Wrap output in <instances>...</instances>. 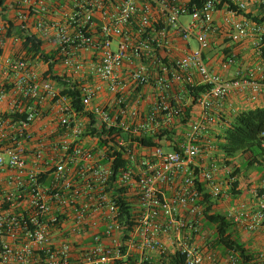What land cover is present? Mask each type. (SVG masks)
I'll return each instance as SVG.
<instances>
[{
	"label": "built area",
	"instance_id": "1",
	"mask_svg": "<svg viewBox=\"0 0 264 264\" xmlns=\"http://www.w3.org/2000/svg\"><path fill=\"white\" fill-rule=\"evenodd\" d=\"M13 2L12 29L54 44L60 63L55 81L41 61L4 54L20 39L0 24V264L131 255L132 264L168 255L174 264H239L201 233L207 202L230 198L209 133L232 95L264 101V0ZM175 38L186 45L179 55ZM229 45L256 61L238 65ZM214 51L221 70L235 66L231 77L211 68ZM199 85L206 89L193 99L189 88ZM68 90L78 91L80 111ZM166 128L177 129L178 150L136 141ZM251 190L254 209L224 214L247 233L264 230V177Z\"/></svg>",
	"mask_w": 264,
	"mask_h": 264
},
{
	"label": "trees",
	"instance_id": "2",
	"mask_svg": "<svg viewBox=\"0 0 264 264\" xmlns=\"http://www.w3.org/2000/svg\"><path fill=\"white\" fill-rule=\"evenodd\" d=\"M5 1L6 0H0L1 9H4L3 4ZM246 16L250 17V14H246ZM2 18L9 26L6 31L7 36L9 37L10 34L13 33L20 39L19 46H17L18 51L15 53V56L41 61L46 65L43 75L45 77L50 75L53 80L59 81V77L56 74V66L60 63L59 49L53 48L50 52H46L43 48L44 42L35 34L29 33L25 29H12L14 27V22L7 19L6 15H2ZM251 19L258 21V19L254 17H251ZM262 51L261 57L264 58V48ZM189 89L191 97L195 99L205 91L206 86L199 85ZM67 92L71 97L72 106L76 111H80L81 107L76 99L78 91L68 90ZM192 103L194 102H191V105L186 108L181 115L182 127L187 124L190 118ZM214 125L217 127L216 132L215 127L212 128L209 133L214 140V157L222 169L226 167L229 170L228 175L225 177V193L232 198H237L242 194V190L239 188V169L234 163L231 164L234 158L240 157L241 159H245L247 166H261V174L264 177V148L262 147V143L264 142V106H255L243 110L231 106L226 109L225 106L223 111L218 114L217 121ZM107 133H109L108 137L112 138V132ZM178 135L177 129L166 128L158 130L153 135L146 136L143 140L142 137H137L136 141L141 142L148 148L160 146L163 147V149L178 150ZM104 144H106V140L99 136L98 145L101 146ZM199 144L202 148L205 147L204 142H200ZM119 162L122 164V160L118 158L117 162L112 165V168L117 167ZM222 169H220V171ZM222 174L224 175L223 172ZM205 197L207 198V196ZM216 206L217 202L208 201L204 210V221L213 228V233L209 240L211 246L214 249L222 250L224 254H226L227 251L236 253L238 255L239 264H264V258L261 256L264 247L262 252H254L251 250L245 242L233 234L237 228L225 217L223 212L215 211V208H217ZM219 254L224 256L222 253ZM133 261L134 256L131 255L128 256L126 260H117L114 264H132ZM157 262L159 264H174L175 259L168 255V258L165 260L158 258Z\"/></svg>",
	"mask_w": 264,
	"mask_h": 264
},
{
	"label": "crops",
	"instance_id": "3",
	"mask_svg": "<svg viewBox=\"0 0 264 264\" xmlns=\"http://www.w3.org/2000/svg\"><path fill=\"white\" fill-rule=\"evenodd\" d=\"M3 8L5 10L0 8V24H5V23L7 24V22L5 20H3V18H2V15H6V18L12 20L14 22L13 25H16L18 23V21L15 17V5H14L13 0H6L5 3L3 4ZM53 18L55 20H61L62 21V19H64V14L57 13L56 17L54 16ZM30 32L33 33L32 30ZM174 41H175L173 43L174 48H172L171 51H172V53L179 55L182 53V50L184 47H186V45L179 38H175ZM17 46H19V44L15 45V47L8 44L7 47L4 49V54L15 55V53L18 51ZM46 47H48V48L52 47V49L54 47V49H55V45L52 44L51 42H48V43L44 42L43 48L45 49ZM189 47H193L191 42L189 43ZM227 47H229L230 49L234 48L236 51H238L241 54L240 55L241 60H240L238 65H240L242 67H246L248 65H253L254 60L256 61V58H255V56H253L252 52L249 49H246L247 47H239V46H233V45H229ZM49 51H51V49H49L48 52ZM215 53H216V51L213 52V54H212L213 59L209 63L211 65V68L214 71H217L220 74H223L224 76L231 77L232 73L235 70V66H231L227 71L221 70L220 66H219L220 63H219L218 58H214ZM85 55H88V54L85 53ZM229 101H230V103H229ZM230 106L233 108L239 109V110H243V109L253 108L255 106L263 107L264 101L261 100V101H257L256 103H253V102H249L246 97L244 98V97L239 96V95H232L230 98H228V101L226 102V109L229 108ZM215 127L216 126L213 125L212 128H215ZM216 129H217V127L215 128V130ZM222 172H223V169L221 171H219V173H221V174H222ZM263 175H264V172H263ZM262 177H263L262 174H260L258 180L255 183L256 185L254 187L258 186ZM243 185H244L243 183L239 184V188L242 190V194L239 197L232 198L229 196L230 198L224 199V201L222 203H220L217 206V208H215V211L223 212L225 214V212L227 211V209L229 207L235 206L238 204H243L246 208L251 209V210L254 209L257 200H256L255 196L252 194V190H248L247 192L244 191ZM250 187H253V185H250ZM208 226L211 227L210 225H208L207 222L204 221L201 233H202V236L205 237V239H210L212 236V233H213V228L209 234L206 233L205 228H207ZM262 231L263 230H259L257 232H253V234H256L259 232L261 233ZM217 251L219 253L224 254V252L222 250L217 249Z\"/></svg>",
	"mask_w": 264,
	"mask_h": 264
},
{
	"label": "rangeland",
	"instance_id": "4",
	"mask_svg": "<svg viewBox=\"0 0 264 264\" xmlns=\"http://www.w3.org/2000/svg\"><path fill=\"white\" fill-rule=\"evenodd\" d=\"M190 42L194 47L195 43L193 41ZM49 49L52 50V47H46L44 50L48 52ZM232 163H234L239 169L238 180L240 184H244V191L247 192L248 190H251L256 185L255 183L258 180L260 174L262 173L261 166H247L245 163V159H241L240 157L234 158V160L231 161V164ZM250 185H253V187H250ZM207 228H205V231L207 234H209L212 230V227L208 226ZM233 234L239 239H241L243 242H245L246 245L249 246V248L254 252H262L264 247V230L261 233L259 232L256 234L235 230Z\"/></svg>",
	"mask_w": 264,
	"mask_h": 264
}]
</instances>
